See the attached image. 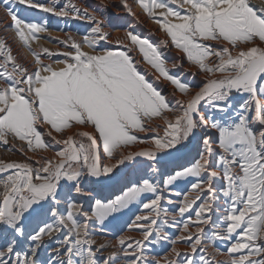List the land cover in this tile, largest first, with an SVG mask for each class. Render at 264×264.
Returning <instances> with one entry per match:
<instances>
[{
  "label": "snow or ice",
  "instance_id": "snow-or-ice-1",
  "mask_svg": "<svg viewBox=\"0 0 264 264\" xmlns=\"http://www.w3.org/2000/svg\"><path fill=\"white\" fill-rule=\"evenodd\" d=\"M134 2L168 39L129 30L113 48L105 19L74 0H2L33 60L0 38V148L24 156L0 158V264H264V2ZM44 14L90 27L49 37L67 49L52 51ZM169 44L194 82L170 72Z\"/></svg>",
  "mask_w": 264,
  "mask_h": 264
},
{
  "label": "rangeland",
  "instance_id": "rangeland-1",
  "mask_svg": "<svg viewBox=\"0 0 264 264\" xmlns=\"http://www.w3.org/2000/svg\"><path fill=\"white\" fill-rule=\"evenodd\" d=\"M253 1H257L260 3L264 2V0H252V2ZM39 2L47 4L50 3V0H39ZM63 2H65V0H61V3ZM74 2L81 7H87L89 11H94L98 16H101L105 19V31H108L112 34V43L108 45L109 47H120L115 44V40L117 38L124 39L125 43H128V41L125 39V33L129 30L133 31L134 33L140 34L142 37L148 38L154 44H159L161 40L168 39L167 36L160 30L159 26L154 22V20L149 18L142 11V9L137 6L134 0H130L129 2L133 8V11L135 12V16L127 13L123 9V7L120 6V0H74ZM0 4H2V0H0ZM104 5H107V8L102 9V6ZM20 7L23 9L26 6ZM39 15L40 13L38 12V10H29L27 12H22V16L25 19H38ZM44 15H47L49 17V32L41 34L42 39L40 41H43L44 43H41L40 45L48 47L52 51H56L57 49H59L60 51H66L67 49H64L62 45H59L55 39L50 40L49 37L62 40L67 38L66 33H71L76 39L79 40L90 27V25L84 21L70 20L65 22L63 18H56L51 14ZM0 21H2V24H0V38H5L9 45L13 48V54L17 56L18 61L32 70L33 57L31 53L18 41L13 30H4L3 25H10L11 20L6 16L3 7H0ZM32 47L38 48V45L34 43ZM162 51L164 53V58L168 62L167 66L172 74H182L184 80L194 82L191 73L196 72L197 69L187 61L182 52L176 50L171 46V44H169L168 48H163ZM130 54L134 57L135 60L141 61L139 65L140 71L144 74H148L147 79L150 82H153L154 86L157 87V89L160 90L163 95L167 96L170 92L173 91V86L168 81L164 80L163 78H160L159 80L156 79L158 73H155L154 69H152L150 65L143 62L142 55L138 51L134 50ZM59 58L62 57H54L53 59ZM178 59L181 60L183 67L173 68L172 64ZM45 62L48 63L51 61L46 60ZM201 79L202 77L199 75L195 77V81H200ZM177 95L179 96V93H177ZM180 98L183 99V97ZM85 130L90 131V129ZM46 155L50 156L52 155V153L49 152L46 153ZM0 158L6 160L21 161L24 159V156L17 151L9 153L5 152L3 148H0ZM109 231L112 230L110 229ZM172 231H175V229H173ZM116 234L118 233L113 232L112 235L97 233L96 239L100 237L101 239H105L107 242L114 243L115 241L113 239V236ZM126 234L139 238V232L137 231L126 232ZM177 247L180 248L182 252L187 250V246L183 243L178 244ZM219 247L222 251L225 249V246L222 243L219 244ZM166 250H168L166 242L164 246H156V252H158L160 255H163ZM153 254L155 255V253ZM217 259L223 260L225 259V257H217Z\"/></svg>",
  "mask_w": 264,
  "mask_h": 264
},
{
  "label": "bare ground",
  "instance_id": "bare-ground-1",
  "mask_svg": "<svg viewBox=\"0 0 264 264\" xmlns=\"http://www.w3.org/2000/svg\"><path fill=\"white\" fill-rule=\"evenodd\" d=\"M130 1V0H129ZM130 3V2H129ZM253 3H255L256 5H260V2L257 1H253ZM44 43L43 41H40V44ZM17 159V158H16ZM98 243H107V241L105 239H101L100 237L97 238ZM108 251H111V249H109ZM105 254H107V252H105Z\"/></svg>",
  "mask_w": 264,
  "mask_h": 264
}]
</instances>
